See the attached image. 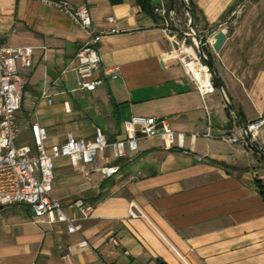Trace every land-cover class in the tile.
Segmentation results:
<instances>
[{"label": "crops", "instance_id": "0c3cea01", "mask_svg": "<svg viewBox=\"0 0 264 264\" xmlns=\"http://www.w3.org/2000/svg\"><path fill=\"white\" fill-rule=\"evenodd\" d=\"M69 1L87 5L97 28L117 26L118 32L97 44L102 61L97 75L116 67L121 75L104 77L94 90L78 89L75 57L86 34L38 0H0V45L36 48L32 66L21 71L17 141L33 147L35 121L61 143L69 133L90 138L96 126L119 132L132 115H149L174 130L199 133L194 144L204 159L141 139L137 151L112 159L121 165L114 177L60 171L66 178L52 190L58 199L82 197L95 205L83 232L69 234L65 224L36 219L26 205H7L0 211V264H264V198L258 188L264 185V158L245 142L239 124L264 116V0H192L196 35L211 38L245 3L220 50L204 46L233 112L219 87L201 97L177 61L165 63L172 45L160 27L162 16L142 12L135 0ZM188 1L175 0L183 25ZM170 7L165 4L166 11ZM208 127L216 135L237 133L241 141L204 137ZM262 128L254 142L264 150ZM130 203L143 215L132 218ZM111 236L119 246L109 243ZM82 237L90 248L63 258L67 245Z\"/></svg>", "mask_w": 264, "mask_h": 264}, {"label": "built area", "instance_id": "2783aa9c", "mask_svg": "<svg viewBox=\"0 0 264 264\" xmlns=\"http://www.w3.org/2000/svg\"><path fill=\"white\" fill-rule=\"evenodd\" d=\"M38 1L58 9L87 36L75 57L74 70L79 78L78 89L94 90L103 84L104 77L117 79L121 75L119 67L104 69L102 76L97 75L102 63L97 44L105 36L118 32L116 25L97 28L87 5H77L69 0ZM160 1V27L172 45L169 57L182 66L188 78L195 83L201 97L215 92L217 86L212 80L214 74L204 58L199 56L195 37L188 26L179 29L173 23V13L171 16L167 15L165 10L166 1ZM244 4H239L232 11L230 19L220 22L217 25L218 30H223L227 35L241 14ZM154 10L158 12L159 8ZM115 20L112 15L107 16L110 24L115 23ZM211 40V37L199 38L202 46L212 44ZM35 50L33 45H0V211L7 205L23 204L31 208L36 219L50 224H65L69 234L82 233L86 221L92 217L95 205L82 197L62 202L53 194L54 181L57 179V159L69 158L74 170L85 177L99 173L105 179L114 177L121 170V165L114 163L112 159L126 158L128 152L137 151L141 139H157L169 150L178 151L185 156L193 155L199 160L204 159V156L197 153L194 144L199 133L186 134L172 129L164 119L138 114L124 120L119 132H110L96 126L93 137L83 138L69 133L61 143L54 142L47 128L35 121L30 125L33 147L17 146L16 140L21 127L16 121V113L22 107L25 85L21 71L32 66ZM63 105L65 110H70L69 102H63ZM263 125L264 116L248 122L240 131L243 133L244 130L246 135L256 140L262 136ZM203 136L229 143L241 141L237 133L225 132L216 135L210 127ZM130 204L129 215L132 218L143 215L137 204ZM108 240L113 246H119L116 237L111 236ZM79 248H90L85 237L74 245H67L63 258L70 257Z\"/></svg>", "mask_w": 264, "mask_h": 264}, {"label": "water", "instance_id": "95a60500", "mask_svg": "<svg viewBox=\"0 0 264 264\" xmlns=\"http://www.w3.org/2000/svg\"><path fill=\"white\" fill-rule=\"evenodd\" d=\"M184 2H187V0H183ZM152 4L155 8H159L157 14L161 15V1L160 0H152ZM187 6V13L190 16V21H189V26L188 28L190 29L191 34L195 37L198 45H197V51L198 54L201 58H204L207 62V64L210 66L212 72H213V78L212 80L214 81V83L220 88L221 92H222V96H223V100L226 104V107L230 110V111H234V106L231 104V102L229 100H227L224 92H223V86H222V81H221V76H220V71H218V69L215 66V63L213 62L212 59L206 57L205 53H204V49L203 46L201 45L200 41H199V37L196 35L195 29H194V15H192V10L189 6V4H186ZM227 38L226 33L223 30H218L216 32V34L212 37L211 43L212 46L215 50V52L219 51L220 48L223 46V44L225 43V40ZM165 63L172 66L173 65V60L170 57H166L165 58ZM240 124V128H243L244 125L242 124V122L239 121ZM243 136H244V140L247 144L250 145V147L262 158L264 157V150L260 149V147L257 145L256 142H254L253 139L250 138L249 135H246L245 131L243 130Z\"/></svg>", "mask_w": 264, "mask_h": 264}, {"label": "trees", "instance_id": "16d2710c", "mask_svg": "<svg viewBox=\"0 0 264 264\" xmlns=\"http://www.w3.org/2000/svg\"><path fill=\"white\" fill-rule=\"evenodd\" d=\"M137 3H138V5L140 6V8H141V11L142 12H144V13H147V14H149L150 16H153V17H156V18H158V16H157V12L154 10V6H153V4H152V0H135ZM164 1H166V4L168 3V2H171V7H170V9L168 10V11H166V13H167V15H170L171 16V14L173 15V23L174 24H177V26H178V28L180 29V28H185V25H183V23H181V21L179 20V18L177 17V15L175 14V0H164ZM188 4H189V6H190V8H191V10H192V15H194V19H196V15H195V10H196V6H195V4L193 3V1L192 0H189L188 1ZM205 47L203 46V49H204ZM206 51L204 50V53H205ZM206 55V57H208V58H210V59H212L213 60V57L211 56V54H208V53H206L205 54ZM205 60V59H204ZM206 61V60H205ZM213 62H214V60H213ZM215 86H217L216 84H215ZM218 87V86H217ZM239 115V117H241L240 116V114H238ZM245 125V124H244ZM264 158V157H263ZM258 188H259V191H260V193H261V195L263 196V198H264V185H262L261 183H258Z\"/></svg>", "mask_w": 264, "mask_h": 264}, {"label": "rangeland", "instance_id": "374dc122", "mask_svg": "<svg viewBox=\"0 0 264 264\" xmlns=\"http://www.w3.org/2000/svg\"><path fill=\"white\" fill-rule=\"evenodd\" d=\"M241 3V2H240ZM236 8V6H235ZM234 8V9H235ZM242 14V13H241ZM189 21H190V16L188 14H186V18H185V27L189 26ZM204 36H199V38H202ZM204 40V38L202 39V41ZM189 41L191 42V39H189ZM204 50L206 51L207 48L205 47ZM216 66V65H215ZM217 68V67H216ZM18 140V139H17ZM16 140V145H21L19 141ZM69 161V158L67 157H62V158H59L56 160V164H57V173H58V178L54 181V184H57L59 182H62V180H64L66 177L64 176V172H62V174H60V171H64V170H67V172L65 173H70L72 172V170L74 169V167L72 166L71 162L70 164L67 162ZM78 173H73V175H77ZM72 176V177H74ZM22 205V204H21Z\"/></svg>", "mask_w": 264, "mask_h": 264}]
</instances>
